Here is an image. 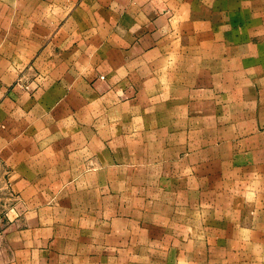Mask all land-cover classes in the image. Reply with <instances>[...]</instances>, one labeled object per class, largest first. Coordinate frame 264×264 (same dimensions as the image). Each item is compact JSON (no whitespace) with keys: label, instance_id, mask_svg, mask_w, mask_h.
<instances>
[{"label":"rangeland","instance_id":"1","mask_svg":"<svg viewBox=\"0 0 264 264\" xmlns=\"http://www.w3.org/2000/svg\"><path fill=\"white\" fill-rule=\"evenodd\" d=\"M180 1H188L189 23L193 13L204 23V35L189 34L199 50L187 98L165 99V112L157 100L148 112L112 114L108 155L93 131L83 147L93 159L76 163L75 178L30 179L24 189L0 156V202L15 206L28 240L43 235L9 264H264V0ZM41 4L0 0V50L35 22ZM61 5L75 10L83 0ZM36 57L1 90L39 91ZM4 103L0 96L1 110Z\"/></svg>","mask_w":264,"mask_h":264},{"label":"crops","instance_id":"2","mask_svg":"<svg viewBox=\"0 0 264 264\" xmlns=\"http://www.w3.org/2000/svg\"><path fill=\"white\" fill-rule=\"evenodd\" d=\"M73 1L42 0L33 13L35 22H24L21 35L0 50V84L13 82L18 68L28 66L35 52V65L43 74L41 88L32 97L18 89L3 92L0 86L5 100L0 108V122L5 125L1 163L24 189L30 179L77 177L76 163L93 159L83 149L93 131L99 134L94 138L102 140L96 146L107 156L108 143L103 140L109 138L112 114L138 107L148 112L157 100L165 112V99L187 98L192 87L193 56L199 46L190 49L189 34L204 35L200 34L204 23L197 24L195 13L189 23L188 1H180V9L178 0H171L169 8L162 0H83L78 9L62 8V3ZM46 3L52 8L46 10ZM29 15L22 6L21 16ZM233 17L231 13L229 18ZM212 27L219 36L222 29ZM173 36L180 38L168 40ZM11 208L15 206L0 202V264L20 258L23 243L43 242V235L28 240L30 231L24 235L21 228L23 217H12ZM35 217L39 219V214ZM38 225L39 221L36 232Z\"/></svg>","mask_w":264,"mask_h":264}]
</instances>
